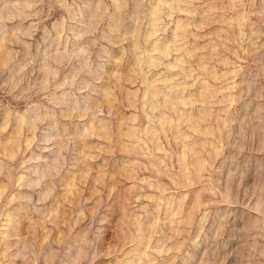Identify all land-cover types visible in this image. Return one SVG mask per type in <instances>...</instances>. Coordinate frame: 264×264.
Instances as JSON below:
<instances>
[{
    "label": "rangeland",
    "instance_id": "374dc122",
    "mask_svg": "<svg viewBox=\"0 0 264 264\" xmlns=\"http://www.w3.org/2000/svg\"><path fill=\"white\" fill-rule=\"evenodd\" d=\"M0 264H264V0H0Z\"/></svg>",
    "mask_w": 264,
    "mask_h": 264
}]
</instances>
